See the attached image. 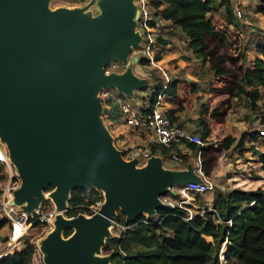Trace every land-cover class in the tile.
Segmentation results:
<instances>
[{
	"label": "water",
	"instance_id": "95a60500",
	"mask_svg": "<svg viewBox=\"0 0 264 264\" xmlns=\"http://www.w3.org/2000/svg\"><path fill=\"white\" fill-rule=\"evenodd\" d=\"M53 1L0 0V139L21 179L13 204L31 214L51 200L60 211L76 189H98L104 196L98 212L57 214L41 252L46 264H112L101 255L115 237L109 233L119 212L127 223L155 217L165 208L162 196L202 178L192 161L173 171L161 156L143 166L125 160L100 123L109 111L103 89L133 98L147 87L134 72L137 58L124 73L104 72L112 60L127 63L141 46L136 0H107L102 13L100 0H90L97 17L89 15L91 3L52 10ZM66 229L73 230L68 238Z\"/></svg>",
	"mask_w": 264,
	"mask_h": 264
},
{
	"label": "trees",
	"instance_id": "16d2710c",
	"mask_svg": "<svg viewBox=\"0 0 264 264\" xmlns=\"http://www.w3.org/2000/svg\"><path fill=\"white\" fill-rule=\"evenodd\" d=\"M223 3V13L215 10L217 0H157L154 6L156 16L181 28L190 40L188 48L197 59L209 64L214 73L210 102L198 120L196 133L207 144L201 151L204 174L209 178L224 174L232 190H218L213 206L216 212L206 208L191 221L186 220V213L178 209L162 208L155 217L142 215L131 223H127L119 212L117 223L130 229L120 231L114 227L115 237L109 239L103 249L105 255L111 256L112 264H264V164L263 168L256 167L261 172L258 181L263 187L254 189L243 185L252 180L250 175L233 173L232 169L243 160L247 133H243L240 139L227 135L221 141L212 136L213 125L226 126L233 101L246 98L248 106L257 109L256 103L262 99L260 89H264V62L255 60L247 67L246 45L234 14V1L223 0ZM159 42L167 45L165 41ZM257 51L264 56V43L258 45ZM155 63L164 71L170 65L161 53L156 54ZM140 64L150 65L148 59H142ZM163 88V85L159 87L152 104ZM198 94L195 84L171 80L162 93L166 113L176 117V114L192 108ZM109 106L104 119L115 121L121 112L117 105ZM204 114L209 118L206 119ZM189 148L197 156L199 147L189 145ZM233 148L239 152L240 158L235 161L231 154ZM151 150L153 154L165 156L172 148L152 145ZM184 158L188 160L190 157ZM52 190L50 187L46 193ZM194 197L201 199L199 194ZM103 202L104 196L96 188L76 189L68 202L71 209L66 217L92 216L91 207ZM43 207L51 209L53 205L47 200ZM4 224L0 223V229ZM40 227L43 226H35ZM72 233L73 230L66 229L64 237L68 238ZM36 240L34 236L24 238L18 250L5 252L0 264H32L38 255ZM224 243L229 246L222 259L220 254Z\"/></svg>",
	"mask_w": 264,
	"mask_h": 264
},
{
	"label": "rangeland",
	"instance_id": "374dc122",
	"mask_svg": "<svg viewBox=\"0 0 264 264\" xmlns=\"http://www.w3.org/2000/svg\"><path fill=\"white\" fill-rule=\"evenodd\" d=\"M71 1L72 0H56L50 4V8L52 10H55L56 8H59L61 6H68L70 8H74L72 6L76 5L69 3ZM156 1L157 0H152L150 2V6H152L157 12L154 6V2ZM90 3V1H87L84 4L88 5ZM240 4L243 17L239 19L237 17L236 12L234 14L237 17V24L241 27L243 33L242 37H244L246 45L247 67H250L255 60H261L264 62V56L259 54L257 51L258 45L264 43V0H242ZM91 5L92 6L89 7V15H91L92 17H97L99 15V9L94 3H91ZM81 6H83V4H81ZM215 10L223 13V0H217ZM155 11L153 12L155 13ZM159 34V40L170 43V45H174V48L167 51L168 46L163 47V45L158 41L156 54L161 53L164 55V57H166L167 53L175 54L177 53V51H181L182 53L191 51L188 48L190 40L182 32L180 27L173 24H166L163 27L161 33ZM142 43V46L137 47L133 50V52L136 53L141 59L144 58L141 51L144 50L146 46L145 37L142 38ZM134 72L138 76V78L144 79L147 83V87L137 90L134 93L133 98L124 96V99L128 101L137 111L140 110L144 102H146L147 104L151 103L159 87L162 85L164 86V88L167 87L171 80L176 79L181 81L182 83L190 82L195 84L197 89L199 90L198 98L194 100L192 108L187 109L179 114H176V117L182 120L185 124L194 125L197 129L198 120L203 115L202 113L207 110L210 102L209 97L211 90V82L214 78V73L213 71H211L209 64H205L202 62V60L197 59L193 53L188 54V57L183 56L181 58H174L170 62L167 71H164L163 69L157 70L156 66L153 65L142 66L140 63H138L136 67H134ZM260 92L262 93V99L259 102L260 105H262L264 103V89L261 88ZM122 96L123 95H121L119 92H116L115 94V97ZM162 106L165 110L163 101ZM253 111H255V109L253 107L248 106V100L246 98L233 101V109L229 114L226 126L219 127L218 125H213L212 136L216 137V141H221L227 135H232L237 139H240L243 133L251 131V127L254 124V117H252L251 115V112ZM204 117L208 119L209 115L204 114ZM243 121L245 122V124H242ZM100 123H102L106 130L109 131V133L114 139L116 148L123 152L125 160L128 161V156L131 149L142 148V142L138 138L140 133L134 131V129L132 128L125 127V123L122 116H119L113 123L104 118ZM248 142L249 140L246 136L243 149V160L235 165L234 169H232V172H244L247 173V177L250 175V179L252 180L244 182L243 185L256 189L258 187H263L262 182L258 181V179L261 178V172L258 168H256L258 167L256 161L257 159L253 161L254 163L252 164L248 163V161L251 159V154L249 150L250 144ZM172 151H174L173 148ZM231 154L233 161L240 159L239 152L235 150V148H233ZM161 157L163 158L165 168H181V166H177L175 162L170 158V153L169 155L165 156L161 155ZM10 178L11 173L9 167L0 164V203L3 198V190L9 182ZM212 179L214 180L217 187L214 192L204 196L201 195L200 200H197L194 195H191V201L195 204L196 207L203 206L207 208L210 207L209 209H213L217 191L220 190L226 192L232 190L230 184H227V182L225 181L224 174H221L220 176H214ZM48 194L49 193H45L47 197ZM100 206H97V212L100 209ZM16 208L19 211L25 212L23 208H21V206ZM198 212L201 211L198 210ZM83 216L87 218L90 217L87 214ZM1 222H5V224L0 229V256L5 252H9V250L11 249L9 246L10 240L8 238L10 234V227L8 223H6V221L4 220V215L0 212V223ZM53 227V225H50L47 227L34 228L31 230L30 234L26 236H34V238H37L36 244L38 246V255L34 258L32 264H46V256L41 252V243L42 240L47 236V234L52 232ZM113 229L114 226L110 230L109 237H113L115 235ZM22 243L23 242L21 241L17 246L20 247ZM139 247L145 248L142 245H139ZM226 247L224 243L221 249V258H224L228 252V247ZM101 256L109 258V256L105 255L104 253H102Z\"/></svg>",
	"mask_w": 264,
	"mask_h": 264
},
{
	"label": "built area",
	"instance_id": "2783aa9c",
	"mask_svg": "<svg viewBox=\"0 0 264 264\" xmlns=\"http://www.w3.org/2000/svg\"><path fill=\"white\" fill-rule=\"evenodd\" d=\"M84 1V0H82ZM235 2L234 10L237 17L241 19L243 13L241 10L242 0H232ZM140 19L138 21L137 30L140 32L142 38H146L145 49L141 51L144 56L143 59H148L150 65L160 68L155 63V47L158 43L159 33L163 29V25L166 22L163 18L156 16L153 12L155 11L147 0H140L139 7ZM143 43H141V46ZM134 50V49H133ZM139 59L138 63L142 60L136 53L132 51L127 63H122L119 61H110L104 68L106 75L111 74H121L125 71L128 63L134 62V59ZM135 63V66L138 64ZM166 89V87L162 90ZM115 89L108 88L103 89L100 92V99L103 107L109 108V104L115 102L121 111L124 123L129 128L136 130L145 129L150 133V139L144 148L142 149H132L129 152L128 160L137 159L138 166H143L147 160L153 156L151 146L158 145L165 148H172L178 144L185 145H196L199 147V153L197 154L196 161V172L202 178V182L199 183H189L183 186L174 187L168 192L167 195L162 196L160 199L165 205V208H170L173 210H180L186 213V220L191 221L197 214L193 202L191 201V195H207L214 192L217 188L214 180L207 177L202 170V159L201 151L207 146V144L202 140V137L196 133L194 127H190L180 121L178 117L169 116L162 106V93L159 95L157 101L154 104H150L143 113H135L133 106L126 101L123 97H115ZM257 109L251 112L252 117H254V124L251 127V131L247 132V138L249 140V150L251 154V159L248 161L249 164L257 161V166L263 168L264 164V103L260 105L258 101L256 103ZM3 145H5L0 139V164L6 165L10 169L11 178L4 188L3 198L1 201L0 212L4 215V220L8 223L10 227L9 234V251L17 250V245L28 235L35 226L47 227L53 225V220L58 213H63L66 215L71 209L67 205L64 210H57L54 204L51 209H46L42 206L33 211L31 214L27 212L19 211L13 204L14 192L17 191L21 186V179L18 171L12 164L8 150L4 152ZM172 159L175 162L182 164V158L173 154ZM97 206H100L98 204ZM91 207V210L96 213L98 207ZM252 207L254 204L251 205ZM210 211L216 212L214 209H209ZM205 211H203L204 213ZM113 226L117 227L120 231H126L130 227H124L117 223L116 219L113 220ZM6 254H2L0 258L4 257ZM226 256V255H225ZM222 257V256H221ZM224 259V258H222Z\"/></svg>",
	"mask_w": 264,
	"mask_h": 264
},
{
	"label": "crops",
	"instance_id": "0c3cea01",
	"mask_svg": "<svg viewBox=\"0 0 264 264\" xmlns=\"http://www.w3.org/2000/svg\"><path fill=\"white\" fill-rule=\"evenodd\" d=\"M54 1H56V0H54ZM53 1V2H54ZM87 1H90V0H87ZM86 0H84V1H82V0H78V2L77 3H72L73 5H76V6H72V7H81V4H83V5H85L84 3L85 2H87ZM148 1V3L150 4V2L152 1V0H147ZM71 2H73V1H71ZM71 2H69V3H71ZM135 3H136V5L139 7V3H140V0H136L135 1ZM71 6V5H70ZM156 12V11H155ZM168 25V24H171L170 22H168V21H166L165 23H164V25H163V27L165 26V25ZM163 30V29H162ZM161 30V31H162ZM161 33V32H160ZM159 36H160V34H159ZM160 38V37H159ZM159 38H158V41H159ZM189 43H190V41H189ZM188 43V44H189ZM157 45H158V43H157ZM157 45H156V47H155V52H156V50H157ZM165 46H168L167 47V51L168 50H171V49H173L174 48V45H170V43H167V45H165ZM164 47V46H163ZM158 54V53H157ZM188 54H193L191 51H189V52H181V51H177V53H175V54H173V53H171V54H169V53H167V55H166V57H164L165 59H166V61H168V62H171L174 58H181V57H183V56H186V57H188ZM163 55V54H162ZM164 56V55H163ZM176 56V57H175ZM136 67V66H135ZM185 68V67H184ZM183 69V68H182ZM123 98H124V96H122ZM153 101V100H152ZM152 101H151V103H149V104H147L146 102H144L143 103V106L140 108V110L139 111H137L135 108V113H138V114H140V113H145L146 112V110H147V108H148V106L150 105V104H152ZM117 105L115 102H112L111 103V105ZM118 106V105H117ZM110 107V106H109ZM120 110V109H119ZM121 112V111H120ZM120 116H122L121 115V113H120ZM180 120V119H179ZM116 121V120H115ZM115 121H111V123H113V122H115ZM180 121H182V120H180ZM183 122V121H182ZM242 124H245V122L243 121L242 122ZM186 125H188V126H190V127H194L195 128V126L194 125H189V124H186ZM125 127H127V128H129L128 126H126L125 125ZM133 129V128H132ZM196 129V128H195ZM134 131H136V132H138V133H140L139 134V139H140V141L142 142V144H141V147L142 148H144V146H146V144L148 143V140L150 139V133L148 132V131H146L145 129H140V130H136V129H134ZM142 148H139V149H142ZM173 149H174V151H171V153H170V158L172 159V155L173 154H177V155H179L181 158H182V164L181 163H178V162H175L173 159V161L175 162V164L177 165V166H181V168H166V169H170V170H177V171H181V170H185L186 168H187V165H188V163L190 162V161H192L193 163H194V167H195V170H196V161H197V156H194L193 154H192V151L190 150V148H189V145H185V144H178V145H175V146H173L172 147ZM135 149H138V148H135ZM132 150V149H131ZM154 155H156V156H161L159 153L158 154H154ZM184 156H186V157H190L188 160H185V158H184ZM193 206H194V209L195 208H197V209H195V211H196V213H199L198 212V210L199 211H204L207 207H201V206H199V207H196L195 206V204H193ZM214 206V205H213ZM210 208V207H209ZM229 245H227V247H228ZM226 247V248H227Z\"/></svg>",
	"mask_w": 264,
	"mask_h": 264
},
{
	"label": "bare ground",
	"instance_id": "6f19581e",
	"mask_svg": "<svg viewBox=\"0 0 264 264\" xmlns=\"http://www.w3.org/2000/svg\"><path fill=\"white\" fill-rule=\"evenodd\" d=\"M106 1H107V0H100L99 3L97 4L98 7H99V9H100V13H102V10H103V7H104ZM66 7H68V6H66ZM74 8H75V7H74ZM74 8H69V9H74ZM95 98H96V96L93 97V99H95ZM2 147H3L4 152H7V147H6V145H3ZM22 206H24V205H22ZM58 215H60V213H58ZM55 229H56V227L54 226L52 231H54ZM226 246H227V244H225V247H226ZM97 257H100V256H97Z\"/></svg>",
	"mask_w": 264,
	"mask_h": 264
}]
</instances>
